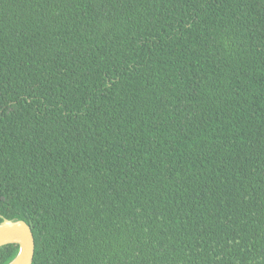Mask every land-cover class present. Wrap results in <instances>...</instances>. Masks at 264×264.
Wrapping results in <instances>:
<instances>
[{"label":"trees","instance_id":"obj_1","mask_svg":"<svg viewBox=\"0 0 264 264\" xmlns=\"http://www.w3.org/2000/svg\"><path fill=\"white\" fill-rule=\"evenodd\" d=\"M4 219L33 264H264V0H0Z\"/></svg>","mask_w":264,"mask_h":264},{"label":"water","instance_id":"obj_2","mask_svg":"<svg viewBox=\"0 0 264 264\" xmlns=\"http://www.w3.org/2000/svg\"><path fill=\"white\" fill-rule=\"evenodd\" d=\"M15 244L20 250L10 264H33L36 242L33 230L25 221L4 219L0 224V248Z\"/></svg>","mask_w":264,"mask_h":264}]
</instances>
